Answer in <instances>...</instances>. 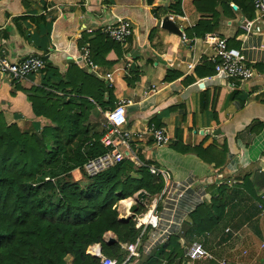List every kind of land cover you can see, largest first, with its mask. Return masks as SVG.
Segmentation results:
<instances>
[{"label":"crops","instance_id":"1","mask_svg":"<svg viewBox=\"0 0 264 264\" xmlns=\"http://www.w3.org/2000/svg\"><path fill=\"white\" fill-rule=\"evenodd\" d=\"M151 1L0 0V50L11 61L27 56L45 60L44 69L22 83L12 84L0 76V114L7 123L24 124L29 132H38L51 123L33 114L29 92L23 88H40L67 101L80 97L71 83L79 81L80 73L105 83L114 103L102 110L88 98L94 104L90 110L92 131L104 134L103 112L119 100L129 101L122 129L138 134L132 147L141 161L160 171L154 175L163 182L160 194L152 198L159 197L157 224L148 230L142 251L147 254L169 235L180 233L184 217L197 205L216 198L224 187V195L228 193L225 218L203 233L208 236L203 238L204 249L217 263L264 264V247H260L264 242V210L254 206L256 198H264V74L239 82L216 79L214 73L207 75L202 70L197 73L195 66L213 53L193 32L199 20H210V1ZM223 3L231 8L227 13ZM214 11L218 17L211 32L224 37L247 62L264 64V21L256 18L250 6L245 8L241 0H215ZM168 16L182 29L174 26L178 31L173 32L163 28L160 22ZM118 20H127L133 29L126 44L119 45V53L97 54L92 60L95 69L84 65L79 33ZM180 32L195 42L181 41ZM83 35L87 41L94 39L93 34ZM189 64L194 67L188 69ZM152 88L156 91L151 92ZM107 94L103 93V100ZM98 124L103 126L100 130ZM150 127L163 129L169 144L157 146ZM112 142L123 151L117 138ZM223 145L225 163L219 167L187 149L211 146L219 150ZM122 201L117 211L124 213L130 202L122 206ZM140 204L137 214L149 208ZM199 237L193 241L203 242ZM179 242L182 244V239ZM216 247L225 251L223 257H216Z\"/></svg>","mask_w":264,"mask_h":264},{"label":"trees","instance_id":"2","mask_svg":"<svg viewBox=\"0 0 264 264\" xmlns=\"http://www.w3.org/2000/svg\"><path fill=\"white\" fill-rule=\"evenodd\" d=\"M209 1L211 18L198 21L193 29L197 37L211 32L216 25L215 0ZM241 1L253 13L252 0ZM222 6L226 13L231 10L226 3ZM93 35L94 39L89 41L86 35L79 39L80 46L88 44L91 60L110 50L119 53L118 43L99 32ZM195 67L197 73H214L207 60ZM255 67L260 71L264 64ZM80 74L78 82H71L73 92L80 97L67 101L40 88H23L29 92L33 114L51 123L39 133H23L0 114V264H67L66 256L72 257L69 264H100L98 257L86 253L94 244L100 245L102 255L120 262L127 254L120 244L134 242L140 229L130 219H118L116 203L139 190L149 197L162 190L159 177L145 167H137L127 157L92 176L83 171L85 163L110 150L100 142L103 133L92 131L90 110L94 104L88 98L102 110L110 108L114 98L105 83ZM105 91L107 100H103ZM258 124L261 126L262 122ZM187 149L204 161H213L216 167L225 163L224 145L219 150L211 146ZM74 170L83 171L80 180L73 179ZM223 189L220 187L216 198L197 205L184 217L180 233L169 235L148 254L139 251L138 257L130 259L136 264H185L188 260L183 246L190 245L193 238L211 231L225 218L228 193L224 195ZM255 201L254 206L264 210V198ZM149 229L150 225L141 234L140 242H145ZM107 232L116 236L115 242L106 243ZM205 264L219 263L210 260Z\"/></svg>","mask_w":264,"mask_h":264},{"label":"built area","instance_id":"3","mask_svg":"<svg viewBox=\"0 0 264 264\" xmlns=\"http://www.w3.org/2000/svg\"><path fill=\"white\" fill-rule=\"evenodd\" d=\"M252 4L256 18L264 21V0H252ZM167 19L174 21L173 16H168ZM160 24H162V21ZM176 27L182 29V25H177ZM132 31L131 24L127 20H118L117 22L107 23L98 28H84L82 33H79L78 37L81 39L83 33L93 34L99 32L109 40L124 46L127 39L132 34ZM180 40L189 43L195 42V38L188 39L183 32H180ZM201 41L210 46L213 50L212 55L208 57L207 61L213 65V77L216 79L244 82L260 77L261 74H264V67L259 71L254 64L247 62L238 50L230 48L224 37L209 32L201 37ZM80 59L84 62V65L89 66L92 69L97 67L90 58L88 44L80 46ZM44 67L45 60L40 56H27L11 61L3 51L0 50V76L7 78L12 84L24 82L30 76L41 72ZM193 67V64L188 65V69H192ZM109 77L110 74H106V78ZM229 85L233 86L232 83ZM150 91L155 92L156 90L152 88ZM128 102L129 101L127 100H119L112 109L103 112L105 132L101 136L100 142L104 146L110 147V150L84 164L83 167L87 175H95L99 171L120 161L124 157H127L137 167L147 168L151 174L157 175L160 173V171L155 169L151 164L141 161L136 150L132 147V139L138 137V134L122 129L126 123V106ZM148 131L157 146L169 144L170 139L163 129L150 127ZM113 138L118 139V143L123 146V151L117 150L115 143L112 142ZM158 202L159 197L153 199L149 208L144 213L133 218L135 228L140 229V235L134 242L121 245V248L127 252L122 261L119 262L115 258L104 256L101 254V251L98 255L92 253L91 255L98 257L100 264H129L131 257L138 256L141 234L145 231L147 226L150 225L151 227H154L157 224V215L155 213ZM145 217H147L146 221L144 220ZM260 247H264V242L261 243ZM184 248V255L190 262L197 260H214V256L203 248L200 241L195 240L190 245L184 246ZM219 264H225L224 260H220Z\"/></svg>","mask_w":264,"mask_h":264},{"label":"rangeland","instance_id":"4","mask_svg":"<svg viewBox=\"0 0 264 264\" xmlns=\"http://www.w3.org/2000/svg\"><path fill=\"white\" fill-rule=\"evenodd\" d=\"M102 122H104V121H102ZM10 124V123H9ZM14 124H16V123H14ZM16 127L18 128V130L19 131H21V132H28V133H33V132H29L28 130H27V127L24 125V124H22V125H19L18 123L16 124ZM99 129L98 130H100V128L101 127H103L102 126V124H98V126H97ZM40 132V130L38 131V133ZM83 171L85 172V170H84V168H83ZM83 171H78V170H74V171H72L71 172V174H72V177H73V179L74 180H80L81 178H82V173H83ZM139 191H142V192H144V190H139ZM138 191V192H139ZM138 192H136L135 194H133L131 197H129V198H127L128 200H129V202H130V204H129V206L131 205V204H137L138 205V207H140L141 206V204L138 202V200H137V198H136V194L138 193ZM146 193V192H145ZM160 194V193H159ZM158 194V195H159ZM147 197H146V199H145V201L143 202V203H145V205H146V207L149 205V203L150 202H152L153 200H152V198L153 197H156V196H154V195H152L151 197H149L148 195H146ZM119 204V202H117L116 203V210H117V205ZM129 208V207H128ZM128 208L126 209V211L123 213V212H118L117 211V217H118V219L120 220V218L121 217H129V219H130V221L131 222H134L133 221V218H135L137 215H139V214H137V212H135V214H130L129 212H128ZM129 219L127 220V221H129ZM106 236H112V237H114L115 239H116V236L113 234V233H109V235H106ZM205 236H207V233L206 234H202V235H200V237H199V239H201V240H203V238H206ZM138 237V236H137ZM198 237V236H197ZM208 237V236H207ZM104 240L106 241L107 240V238L105 237V235H104ZM200 241V240H199ZM201 243H202V245L204 246V240H203V242L201 241ZM125 244V243H124ZM123 245V244H122ZM141 245H142V242H140V247H139V249H138V256H139V254H140V252L139 251H142V247H141ZM183 246V245H182ZM184 247V246H183ZM205 247V246H204ZM203 247V248H204ZM98 249V248H97ZM123 250V249H122ZM86 253H88L87 252V250H86ZM224 253H225V251L224 250H222L221 248H219V247H216V250H215V254H216V257L217 258H221V257H223V255H224ZM88 254H90L91 255V253H88ZM102 254V253H101ZM145 254V253H144ZM148 254V253H147ZM96 255V254H95ZM136 258V257H135ZM71 260H72V257L71 256H66L65 257V262L67 263V264H69L70 262H71ZM131 261H130V264H136L135 263V261H133V259H130Z\"/></svg>","mask_w":264,"mask_h":264},{"label":"water","instance_id":"5","mask_svg":"<svg viewBox=\"0 0 264 264\" xmlns=\"http://www.w3.org/2000/svg\"><path fill=\"white\" fill-rule=\"evenodd\" d=\"M161 26H162L163 28L168 29V30H171V31H173V32H177V31H178V30L175 28L176 25H173V22H171L170 20H166V19L163 20ZM174 26H175V27H174ZM146 197H147V196H146L145 192H142V191H139V192L136 194V198H137V200H138L139 203H143V202L145 201ZM137 211H138V205H137V204H134V203H133V204H131V205L129 206V208H128V212H129L130 214H135V212H137ZM128 219H129V217H121V218H120V220H121V221H124V222H126ZM113 242H115V238L112 237V236L108 237L107 240H106V243H107V244H111V243H113ZM98 248H99V251H101L100 246H98Z\"/></svg>","mask_w":264,"mask_h":264},{"label":"bare ground","instance_id":"6","mask_svg":"<svg viewBox=\"0 0 264 264\" xmlns=\"http://www.w3.org/2000/svg\"><path fill=\"white\" fill-rule=\"evenodd\" d=\"M127 202H128V200L127 201L123 200L122 203H121L122 206H127ZM144 220L146 221L147 217H145ZM87 252L92 253V254H97V247H88L87 248Z\"/></svg>","mask_w":264,"mask_h":264}]
</instances>
